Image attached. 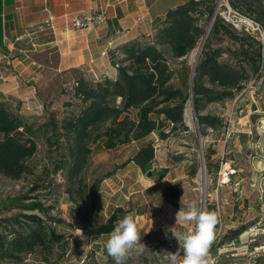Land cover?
<instances>
[{"label": "trees", "instance_id": "obj_1", "mask_svg": "<svg viewBox=\"0 0 264 264\" xmlns=\"http://www.w3.org/2000/svg\"><path fill=\"white\" fill-rule=\"evenodd\" d=\"M227 2L264 29V0ZM216 4L217 0H181L169 7L154 22L150 37L125 42L118 52L110 53L114 76L64 71L62 90L68 98L62 101L60 113L48 109L52 101H41L44 108L37 113L0 93V175L36 176L31 192L61 186L70 218L49 216V207L37 197L20 204L37 212L0 219L1 262L20 264L33 255L41 264H60L69 247L65 228L79 229L92 240L108 237L116 221L143 209L130 208L126 200L114 208L108 222L97 218L102 182L112 172L94 168L95 151L136 142L127 163L147 172L153 167L158 141L189 131L185 110L190 100L203 134L207 127L221 126L217 117L202 113L209 104L240 95L239 102L246 97L242 91L251 79H264V39L224 20ZM207 25L192 72L185 57L202 40ZM251 107L256 110L254 104ZM40 150L45 160L37 174L31 161ZM166 172L167 167L157 170L158 191L163 199L179 198V187L159 183ZM57 174L60 183L55 181ZM243 230L244 226L229 229L223 241L237 238Z\"/></svg>", "mask_w": 264, "mask_h": 264}, {"label": "rangeland", "instance_id": "obj_2", "mask_svg": "<svg viewBox=\"0 0 264 264\" xmlns=\"http://www.w3.org/2000/svg\"><path fill=\"white\" fill-rule=\"evenodd\" d=\"M205 28L207 34L208 25ZM205 35L203 38H206ZM201 42L185 57L188 64H193L194 52ZM63 76V71L48 70L44 72L43 79L32 83L37 100L45 103L52 101L48 109L57 113L62 110V101L68 98V94L62 90ZM242 92L246 97L239 102L240 95L234 100L211 103L202 111L221 120L219 128L207 127L203 134L199 132L192 106L187 104L185 122L189 131L156 143L151 176H147V172L137 171L133 163H127L138 144L123 145L115 150H99L92 155L95 169L103 173L112 172L102 182L107 193L113 188L116 193L128 194L139 185L136 178L149 184L148 188L129 196V207L147 210V216L137 218L138 224L151 218L149 220L156 226L145 234L146 228L140 227L141 242L147 245L149 251L132 253L127 264H162L161 249L165 236L157 223L164 219H176L179 209L189 202L195 201L202 206L205 198L207 209L218 208L224 224L232 226L231 229L256 226L261 233L254 243L264 245V79H251ZM251 104L255 105V111ZM251 113L257 114V117L251 118ZM207 151H211L209 157L205 156ZM44 155L40 150L31 161L37 174L45 160ZM162 167H167V172L159 183L179 187L182 190L179 198L161 197L157 188V170ZM36 180L37 177L33 175L20 179L0 175V219L17 213L37 212L19 206L35 197L49 207V216L70 219L68 202L61 186L52 185L31 192ZM55 181H62L60 174L55 175ZM130 214L135 217L134 212ZM177 226L178 229L181 227L179 224ZM62 231L69 237V247L67 256L60 264H108V260L112 259L104 248L108 237L92 240L79 229L65 228ZM0 264L12 263L0 261ZM20 264L41 263L31 255ZM260 264H264V255L260 258Z\"/></svg>", "mask_w": 264, "mask_h": 264}, {"label": "crops", "instance_id": "obj_3", "mask_svg": "<svg viewBox=\"0 0 264 264\" xmlns=\"http://www.w3.org/2000/svg\"><path fill=\"white\" fill-rule=\"evenodd\" d=\"M180 1L0 0V93L40 113L44 108L43 100H37L32 83L43 79L45 71L64 72L74 69L86 75L114 76L116 68L111 58L101 55L106 42L113 40L114 49L111 52L114 53L125 42L150 37L154 31V22ZM89 8H104L107 21L81 29L61 28L60 18L63 15ZM48 12L58 19V29L54 32L38 28ZM136 169L140 172L139 168ZM135 181L139 185L128 194L116 193L113 188L107 193L102 184L96 209V215L101 221L108 222L117 205L124 204L129 196L149 186L140 179L136 178ZM134 213L136 219L147 216L146 209L142 213ZM149 219L138 224L139 228H146L144 234L156 226ZM175 223L176 219H164L157 226L164 231L165 236V229ZM176 229L179 231L177 225ZM167 236L174 238L171 233Z\"/></svg>", "mask_w": 264, "mask_h": 264}, {"label": "built area", "instance_id": "obj_4", "mask_svg": "<svg viewBox=\"0 0 264 264\" xmlns=\"http://www.w3.org/2000/svg\"><path fill=\"white\" fill-rule=\"evenodd\" d=\"M216 12L235 28L253 31L259 35L261 40L264 39V29H262L259 23L232 9L227 0H217ZM60 20L62 22L60 26L63 29H81L101 25L107 21V17L104 8H89L74 14L63 15ZM57 21L56 16L48 12L38 28L40 30L50 29L54 32L58 29ZM113 49V40H108L105 48L101 51V55L109 56V51L111 52ZM202 206L207 209L206 198L203 199ZM211 210L215 209L212 208ZM215 211L219 213L220 223L217 225L215 238L210 248V257L215 260L216 264H260V258L264 255V245H255L254 242L261 231L256 226H249L237 238L223 241L224 235L231 228H227L224 224L219 209L217 208ZM182 230L183 226L179 228V231ZM178 249L179 244L177 240L170 236H165L163 248L161 249L163 253L162 264H169L168 252L175 253Z\"/></svg>", "mask_w": 264, "mask_h": 264}, {"label": "clouds", "instance_id": "obj_5", "mask_svg": "<svg viewBox=\"0 0 264 264\" xmlns=\"http://www.w3.org/2000/svg\"><path fill=\"white\" fill-rule=\"evenodd\" d=\"M219 223L217 211H210L195 201L181 207L176 213L175 225L165 229V236L171 233L179 244L177 252H168L169 264H216L210 257V248ZM177 224L183 226L182 231L176 229ZM104 248L115 264H127L134 252L149 251L147 245L141 242V230L131 214L116 221Z\"/></svg>", "mask_w": 264, "mask_h": 264}, {"label": "water", "instance_id": "obj_6", "mask_svg": "<svg viewBox=\"0 0 264 264\" xmlns=\"http://www.w3.org/2000/svg\"><path fill=\"white\" fill-rule=\"evenodd\" d=\"M208 27H210V26H208ZM208 31H209V28H208ZM207 31V32H208ZM207 35V34H206ZM205 35V36H206ZM203 46V45H202ZM202 46H201V49H202ZM200 55V54H199ZM199 55H198V57L197 58H195L194 60H193V64H192V72H194V68H195V65H196V63H197V61H198V59H199ZM191 106H192V101L190 100V103H189ZM192 110H193V106H192ZM194 111V110H193ZM147 176H151L152 175V170H148L147 171Z\"/></svg>", "mask_w": 264, "mask_h": 264}, {"label": "bare ground", "instance_id": "obj_7", "mask_svg": "<svg viewBox=\"0 0 264 264\" xmlns=\"http://www.w3.org/2000/svg\"><path fill=\"white\" fill-rule=\"evenodd\" d=\"M204 40L205 38L202 39V42L199 44V46L197 47V49L195 50V54H194V59L198 57V55L200 54L201 52V46L203 45L204 43Z\"/></svg>", "mask_w": 264, "mask_h": 264}]
</instances>
